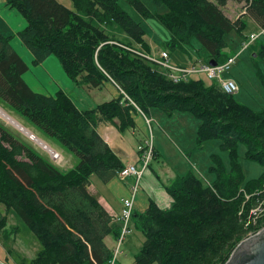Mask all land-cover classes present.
I'll return each instance as SVG.
<instances>
[{
    "label": "trees",
    "instance_id": "1",
    "mask_svg": "<svg viewBox=\"0 0 264 264\" xmlns=\"http://www.w3.org/2000/svg\"><path fill=\"white\" fill-rule=\"evenodd\" d=\"M71 1L74 10L57 0H6L27 25L14 36L0 35V100L77 159L73 168L62 171L0 122V205L6 212L14 210L41 246L33 260L21 264H109L114 249L106 239H118L121 230L89 192L90 179L96 175L108 183L125 169L99 126L137 130L133 104L146 116L152 109L168 116L192 114L199 120L198 145L219 140L231 163L227 170L213 155V182L190 172L167 188L169 208L151 200L145 212L134 216L145 239L133 264H226L240 243L264 229V173L245 181L238 160L242 144L246 157L264 166V108L242 105L205 74L174 83L158 65L126 49L133 44L108 35L105 25L118 24L150 53L145 30L123 9L122 0ZM125 1L164 26L170 50L189 54L186 48L197 39L207 52L205 64H222L234 55L226 53V35L241 33L245 16L264 27V0H245L246 13L236 21L222 10L228 0L219 5L210 0H153L167 9L156 15L141 0ZM14 37L32 54L33 67L53 56L75 85L102 90L112 84L119 97L81 110L62 88L53 95L37 93L24 80L30 66L13 49ZM256 54L260 61L264 46ZM7 225V213L0 211V236L7 233ZM18 231L14 228L11 235Z\"/></svg>",
    "mask_w": 264,
    "mask_h": 264
},
{
    "label": "rangeland",
    "instance_id": "2",
    "mask_svg": "<svg viewBox=\"0 0 264 264\" xmlns=\"http://www.w3.org/2000/svg\"><path fill=\"white\" fill-rule=\"evenodd\" d=\"M57 1L67 8L74 10V5L71 0ZM141 1L154 15L167 12L166 7L155 6L153 0ZM210 1L219 5L220 0ZM246 4L247 2L245 0H228L226 5L222 7V10L229 19L236 21L244 17L246 13ZM120 5L133 20L139 23L145 30L144 39L146 44L150 47L149 52L151 55L156 56L162 51H170L168 54L170 55L171 62L180 67H189L194 63L204 62L207 52L201 50L200 43L197 39H194L191 46L186 48V52H189V54L181 50H170L167 46L171 38L170 34L158 20L153 17L150 19L144 18L125 0L120 1ZM243 19L245 20V27L241 33L232 32L226 35L228 41L226 53H229L228 55H241L232 69L225 74L224 77L232 78L237 82L239 90L234 94V97L239 103L252 110L261 111L264 108V57H259L260 61H258L254 55H257L256 52L264 46V36L260 37L247 50L242 52L243 41H248L251 34L259 33L257 25L248 17L245 16ZM104 29L108 35L115 37L117 40L123 43L133 44L129 48L137 51H144L142 47L137 46V43L131 40L129 35L118 24L105 25ZM144 52L148 53L147 51ZM48 60L56 61L63 71L59 61L55 57L51 56ZM51 68L53 67L51 66ZM63 73L65 72L63 71L62 74ZM48 77L50 81L53 80L49 74ZM56 83H59L58 80ZM32 89L37 93L49 94L40 86H36ZM92 95L98 102H103L107 98L108 91L95 90ZM0 109L24 127L23 129H26L28 134L33 133L37 139L46 143L45 145L60 153L65 159L64 161H67V157L70 156L73 159V166L77 164L76 157L68 150L47 139L44 134L28 120L19 116L1 100ZM137 115L142 116L139 111ZM147 118L152 120L151 129L147 127L148 136H152L153 146L158 150L160 156L154 159L155 151L153 150L151 166L145 171V177H142L138 193L142 191V189H146L161 202L162 206H165L167 200H170L171 203L167 188L179 177L192 172L207 183H211L215 180V174L211 171V167L216 166L217 162L212 158L213 155H218L226 169L230 170L231 163L229 154L221 147V142L219 140H208L205 141L202 146L198 145L197 131L199 120L192 114L176 112L173 116H168L159 109H152L147 114ZM0 122L11 131L18 134L24 141L31 144L40 154L50 158L49 152L35 141L34 138H30L29 135L13 125L1 114ZM127 132L128 130L125 131V133ZM145 141L146 139L143 136H136L133 141H131V147L137 149V147L140 144H144ZM245 150V146L240 144L238 148V160L242 166L245 181L257 179L264 173V166L246 157ZM51 162L62 171H68L72 168L71 163L64 162L65 164L58 165L54 163L52 159ZM0 211L3 214L7 213L8 219L7 233L0 236V261L5 264H21L24 261L30 262L41 249L39 241L14 210L6 212L4 205H0ZM14 228H18L19 230L17 235H11ZM130 229L131 233L127 235V241L133 239L135 245L127 246L124 244L122 250H125L127 255H119L115 264H133L135 256L142 248V243L145 238L141 228L134 226L131 222Z\"/></svg>",
    "mask_w": 264,
    "mask_h": 264
},
{
    "label": "crops",
    "instance_id": "3",
    "mask_svg": "<svg viewBox=\"0 0 264 264\" xmlns=\"http://www.w3.org/2000/svg\"><path fill=\"white\" fill-rule=\"evenodd\" d=\"M14 10L15 9H12L7 5L6 0H0V35L14 36L26 27V21L16 10ZM11 45L13 49L18 53V55L30 66V71L27 73V75H24V80L31 88H34L36 86L43 87L45 91L49 93L48 95H53L57 93L60 88H62L63 90L70 93L76 106L81 110L95 108L99 104L119 97L117 88L112 84H107L106 88L99 90L108 91V95L106 96L107 98L103 102H98V100L92 95L95 90H89L84 87L75 85L74 82L71 81L65 73L62 74L63 71L61 70L58 63H56V61L47 59L43 63V65L33 67L31 64L34 58L32 54L23 46L18 37H14L11 40ZM51 66L53 68H51ZM48 74L53 78L52 81L49 80L50 78L48 77ZM57 80L60 84L56 83ZM136 123L137 130L140 131V134H138L137 130H128L127 133L121 132L113 124H101L99 126L100 134L108 143V145L114 150V152L121 158L124 166L126 167L129 165L141 167L142 165L140 161V153L138 151L139 146L137 147V149H135V147H131V141H133L134 137L136 136H143L146 139L148 137V129L146 120L144 119L143 115L136 116ZM49 148L52 149L51 147ZM154 151V159L159 158L160 155L158 153V150L154 148ZM63 160L65 159L63 158ZM66 160L67 161L64 162L71 163L72 168L75 166H73V159L70 156L67 157ZM135 182L136 178L134 176H129L127 178H120L118 176L108 183H103L96 175L91 176L90 179L89 192L98 199L99 203L110 214V216L113 217L114 223L120 230L121 223L118 221V218L121 216L122 199L131 197ZM151 200L155 201L160 207L164 209L169 208L172 203V200L171 203L170 200H167L165 202V206H162L161 202L157 200L148 190L142 189V191H140L139 193L137 192L132 219V223L134 226L139 227L137 224V219L134 216L145 212L148 209ZM106 241L112 249H115L117 239H115L113 235L108 236ZM124 244H126L127 246H134L135 242L133 241V239H129L127 241L126 237ZM122 254H124L123 256H126L127 252H125L124 250Z\"/></svg>",
    "mask_w": 264,
    "mask_h": 264
},
{
    "label": "built area",
    "instance_id": "4",
    "mask_svg": "<svg viewBox=\"0 0 264 264\" xmlns=\"http://www.w3.org/2000/svg\"><path fill=\"white\" fill-rule=\"evenodd\" d=\"M263 36H264V27H261L259 28V33L251 34L249 40L243 43L242 52L247 50L254 42H256L260 37ZM126 49H128L130 52L134 53L138 57L158 65L160 69H162L166 73L167 77L171 79L174 83L188 81L194 75L205 74L209 79L215 80L226 94L234 95L239 90V86L237 82L232 78L224 77V75L227 74L232 69L233 65L236 63L237 59L240 57L241 54L232 55L227 59L226 62L222 64L217 63L215 67L211 66L210 64H205L203 62L192 64L189 67H180L171 62L170 56L166 51H162L159 55L153 56L144 51H137L129 47H126ZM133 105L143 115V117L146 120V124L148 128L151 129L152 120L147 118L135 104ZM151 137H152L151 135L148 136L145 143L139 145L138 147V151L140 153V161L142 163L141 167L139 166L137 167L135 165H129L119 173L120 178H127L129 176H134L136 178V182L133 187L131 197L122 199L121 216L118 218V221L121 223L122 227H121L120 236L116 242V247L114 249L113 257L110 260L109 264L116 263L118 256L121 255L123 252L122 247L124 241L127 235L131 233L130 224L133 219V212L135 208V197L138 192V188L142 180V177L145 171L149 168L153 160L154 146ZM48 152L50 154V158L54 163L58 165L63 164L64 160L60 153L54 150H49ZM0 264H5V263L0 261Z\"/></svg>",
    "mask_w": 264,
    "mask_h": 264
},
{
    "label": "water",
    "instance_id": "5",
    "mask_svg": "<svg viewBox=\"0 0 264 264\" xmlns=\"http://www.w3.org/2000/svg\"><path fill=\"white\" fill-rule=\"evenodd\" d=\"M209 64L215 67L217 62L211 61ZM226 264H264V229L240 243Z\"/></svg>",
    "mask_w": 264,
    "mask_h": 264
},
{
    "label": "bare ground",
    "instance_id": "6",
    "mask_svg": "<svg viewBox=\"0 0 264 264\" xmlns=\"http://www.w3.org/2000/svg\"><path fill=\"white\" fill-rule=\"evenodd\" d=\"M244 52V51H243ZM0 114L3 115L6 119H8L13 125H15L16 127H18L20 130H22L24 133H26L27 135H29L30 138H32V134H28V131L26 129H23V127L18 124L15 120H13L11 117H9L8 115H6V113L4 111H2L0 109ZM35 141H37L42 147H44L47 151L50 150L49 147H46V145L44 143H42V141H40L39 139L37 138H34Z\"/></svg>",
    "mask_w": 264,
    "mask_h": 264
}]
</instances>
